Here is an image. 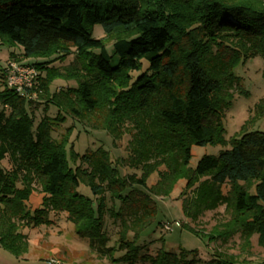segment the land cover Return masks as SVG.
Listing matches in <instances>:
<instances>
[{"label":"trees","instance_id":"1","mask_svg":"<svg viewBox=\"0 0 264 264\" xmlns=\"http://www.w3.org/2000/svg\"><path fill=\"white\" fill-rule=\"evenodd\" d=\"M96 24L104 37L93 36ZM105 38H113L112 52ZM0 41L37 59L25 63L38 71L33 90L43 102L35 122L30 105L38 100L9 88L0 73V161L10 165H0L3 248L24 254L22 229L52 224L53 213L95 242L101 264H198L197 249L139 242L156 218V198L183 179L185 217L220 205L229 213L209 240L238 233L247 248L255 236L264 253V130L247 128L264 116V98L229 139L221 120L234 92H246L234 67L259 56L264 73V0H0ZM72 54L66 65L51 63ZM56 79L75 86L52 90ZM65 117L104 130L114 147L127 134L126 155L112 159L101 146L77 152L66 137L56 140L52 124ZM206 144L228 148L189 167L192 145ZM37 190L41 202L29 210ZM202 264L243 263L215 251Z\"/></svg>","mask_w":264,"mask_h":264},{"label":"rangeland","instance_id":"2","mask_svg":"<svg viewBox=\"0 0 264 264\" xmlns=\"http://www.w3.org/2000/svg\"><path fill=\"white\" fill-rule=\"evenodd\" d=\"M93 36L96 38L104 37L102 28L99 24L93 27ZM109 52L113 38H105ZM13 56H10V54ZM19 48L15 45L10 46L0 41V73L4 71L5 66L9 61L33 62L36 58H23L18 54ZM15 56V57H14ZM73 54L66 57L62 62L54 60L51 63L55 65H66L71 62ZM115 57L112 58V61ZM234 73L239 77L244 94L234 92L232 102L228 108L224 110L221 118L224 128L223 136L225 139L235 135L244 120L253 114L254 105L260 98H264V73L262 59L255 56L247 59L244 63H238L234 67ZM1 79V78H0ZM75 86L73 80L65 81L56 79L51 85L52 90L65 88L66 86ZM37 102L30 105L35 116V122L43 114V102L39 101L38 97L34 98ZM45 113L53 120L57 113L54 106H49ZM63 114L60 111V114ZM52 124V136L59 140L61 137H66L72 144L73 149L77 152H83L85 148L94 149L98 146L109 151L112 159L118 156H125V144L129 138L126 134L121 140L116 142V147L112 144L111 137L100 129H90L83 127L79 122L65 117L63 121L54 120ZM73 127L68 131L69 127ZM248 129L264 130V116L255 119L247 125ZM228 148L225 144H206L192 145L191 156L188 166L193 168L197 160L204 154L215 155L221 149ZM0 165L4 169L10 167L7 157L0 161ZM132 170L121 169V173H128ZM155 177L152 174L149 178L151 182ZM185 180H179L169 194L163 198H156L157 215L154 221L146 227L139 237V242L144 240L149 242V248L155 250L162 248L164 250L177 251L184 247L187 249H197V257L200 259L198 264H202L203 260H207L212 254L217 251L228 255H233L235 259L243 264H256L264 256L262 249L257 245L256 238L253 236L250 241V246L245 248L242 244L238 233L233 234L226 241L219 238L208 239L206 235L216 234L215 230H220L223 223L229 219V213L224 209L223 205L218 206L214 210L203 212L197 219L190 220L182 212L180 192ZM82 193L88 194V188L84 186L80 189ZM94 189L89 190V194L93 195ZM41 202V194L33 193L27 205L29 210H33L39 206ZM49 217L54 220L50 225L42 224L37 227H25L23 232L28 238V250L16 256L0 245V264H97L103 263L105 260L99 258L100 248L95 242L89 239H80L71 222L66 220L64 214L50 213ZM179 221L180 227H173L171 231H163L161 223L165 221ZM193 227L199 234L192 233L186 226ZM183 225V226H182ZM107 232H112V224L107 222Z\"/></svg>","mask_w":264,"mask_h":264},{"label":"built area","instance_id":"3","mask_svg":"<svg viewBox=\"0 0 264 264\" xmlns=\"http://www.w3.org/2000/svg\"><path fill=\"white\" fill-rule=\"evenodd\" d=\"M4 75L9 88L27 99L35 98L36 93L33 88L37 82L38 71L33 65L23 61H9L5 66ZM173 227H180V222L174 220L161 223L163 231H171Z\"/></svg>","mask_w":264,"mask_h":264},{"label":"crops","instance_id":"4","mask_svg":"<svg viewBox=\"0 0 264 264\" xmlns=\"http://www.w3.org/2000/svg\"><path fill=\"white\" fill-rule=\"evenodd\" d=\"M23 61H25V60L23 59Z\"/></svg>","mask_w":264,"mask_h":264}]
</instances>
